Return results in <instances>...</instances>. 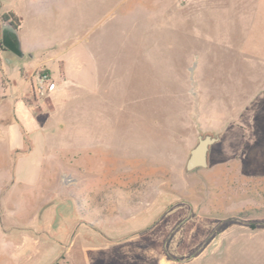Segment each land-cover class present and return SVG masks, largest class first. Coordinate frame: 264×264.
<instances>
[{
    "label": "rangeland",
    "instance_id": "obj_1",
    "mask_svg": "<svg viewBox=\"0 0 264 264\" xmlns=\"http://www.w3.org/2000/svg\"><path fill=\"white\" fill-rule=\"evenodd\" d=\"M63 2L0 0L69 81L0 98V264H264V0Z\"/></svg>",
    "mask_w": 264,
    "mask_h": 264
},
{
    "label": "crops",
    "instance_id": "obj_2",
    "mask_svg": "<svg viewBox=\"0 0 264 264\" xmlns=\"http://www.w3.org/2000/svg\"><path fill=\"white\" fill-rule=\"evenodd\" d=\"M60 2L65 3L63 2V0H60ZM79 3L80 0H77V4ZM42 5L43 2L42 4L34 3V2L30 3L29 14L32 15L36 20L42 19V13L45 9L44 7H42ZM7 11H13L21 19V27H20L21 29L19 28L21 46L26 53L25 56L28 55V57L33 62L31 63L30 61L24 60L22 63H20L17 72L18 77L15 80L10 79L5 72L0 71V98L2 104L5 106L3 108H12L14 111L13 117L17 118V114H18L20 117L19 119H22L24 121V118L26 117L25 113L27 112V107L29 110V106L33 107L36 104L34 99L35 97L34 87L36 85V71H38L40 68L41 69L46 68L51 71L52 77H54V79L56 80L55 78L56 76H54V74L52 73V69L54 68L53 62H57L60 59L63 50L60 51L58 49L61 48V45H63L64 40L61 39V40L43 42V45H46V47H44L41 50H38L39 49L38 46H35L33 45V43L28 42V39L26 38V36L22 31V29L25 26V18H24L25 16H23L21 11L18 10L11 9ZM2 13H0V15ZM75 35L76 34L74 33L73 36L76 37ZM59 78L61 79V83L57 84V88L51 93V95L54 93L61 94L60 89L69 82L68 79L65 78V76L61 75L58 77V79ZM3 80H6V86L3 84ZM31 100H34L35 104L29 102ZM22 131L23 130L20 127L18 132V139H19L18 142H21L25 139L23 135L24 133Z\"/></svg>",
    "mask_w": 264,
    "mask_h": 264
},
{
    "label": "water",
    "instance_id": "obj_3",
    "mask_svg": "<svg viewBox=\"0 0 264 264\" xmlns=\"http://www.w3.org/2000/svg\"><path fill=\"white\" fill-rule=\"evenodd\" d=\"M1 31L3 46L13 54L24 57L26 53L21 46L19 29L10 21H1ZM218 139L219 136L210 134L199 135L198 143L190 150L186 169L190 171L199 167H207L209 165L208 154L210 145L218 141Z\"/></svg>",
    "mask_w": 264,
    "mask_h": 264
},
{
    "label": "built area",
    "instance_id": "obj_4",
    "mask_svg": "<svg viewBox=\"0 0 264 264\" xmlns=\"http://www.w3.org/2000/svg\"><path fill=\"white\" fill-rule=\"evenodd\" d=\"M61 81L53 79L48 69H39L36 71V85L34 87V95L36 94H50L57 88V84Z\"/></svg>",
    "mask_w": 264,
    "mask_h": 264
},
{
    "label": "trees",
    "instance_id": "obj_5",
    "mask_svg": "<svg viewBox=\"0 0 264 264\" xmlns=\"http://www.w3.org/2000/svg\"><path fill=\"white\" fill-rule=\"evenodd\" d=\"M1 21H10L13 23L18 29L21 26V19L17 14H15L13 11H7L1 14L0 17ZM2 47V46H1ZM4 48V47H3ZM4 50H7L4 48Z\"/></svg>",
    "mask_w": 264,
    "mask_h": 264
}]
</instances>
